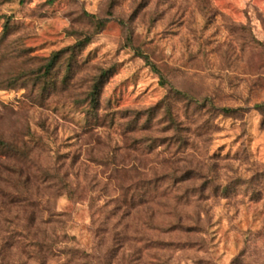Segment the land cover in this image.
<instances>
[{
  "label": "rangeland",
  "instance_id": "374dc122",
  "mask_svg": "<svg viewBox=\"0 0 264 264\" xmlns=\"http://www.w3.org/2000/svg\"><path fill=\"white\" fill-rule=\"evenodd\" d=\"M0 264H264V0H0Z\"/></svg>",
  "mask_w": 264,
  "mask_h": 264
},
{
  "label": "trees",
  "instance_id": "16d2710c",
  "mask_svg": "<svg viewBox=\"0 0 264 264\" xmlns=\"http://www.w3.org/2000/svg\"><path fill=\"white\" fill-rule=\"evenodd\" d=\"M67 186V185H66ZM51 188V187H49ZM68 197L69 198H73L74 197V194H73V191L70 190L69 193H68ZM2 201H1V204L3 205V208H8V207H11L14 203H16L17 199L16 198H13L12 196H8L6 194L2 195L1 197ZM49 204V202L47 203ZM29 205L30 206H33V208H35V206L37 205V203L34 201H29ZM47 208L50 209V205L47 206ZM35 212V211H34ZM51 211H49L50 213ZM36 213V212H35ZM51 214V213H50Z\"/></svg>",
  "mask_w": 264,
  "mask_h": 264
},
{
  "label": "crops",
  "instance_id": "0c3cea01",
  "mask_svg": "<svg viewBox=\"0 0 264 264\" xmlns=\"http://www.w3.org/2000/svg\"><path fill=\"white\" fill-rule=\"evenodd\" d=\"M247 7V6H246Z\"/></svg>",
  "mask_w": 264,
  "mask_h": 264
}]
</instances>
